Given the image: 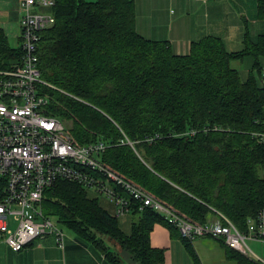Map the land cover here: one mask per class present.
<instances>
[{
  "label": "trees",
  "instance_id": "1",
  "mask_svg": "<svg viewBox=\"0 0 264 264\" xmlns=\"http://www.w3.org/2000/svg\"><path fill=\"white\" fill-rule=\"evenodd\" d=\"M255 3L264 19V0ZM44 11L55 21L38 41L40 78L49 84L40 91L46 115L64 123L72 144L105 142L101 162L163 203L196 223L218 211L243 230L264 206V33L251 38L245 31L234 51L205 36L179 55L138 34L134 0H55ZM18 41L11 46L0 26V70L19 61ZM246 57L252 67L241 79L231 62ZM41 208L108 264H159L165 251L150 244L153 226L177 232L131 202L126 233L96 197L64 179L45 189ZM222 247L236 264H260Z\"/></svg>",
  "mask_w": 264,
  "mask_h": 264
},
{
  "label": "built area",
  "instance_id": "2",
  "mask_svg": "<svg viewBox=\"0 0 264 264\" xmlns=\"http://www.w3.org/2000/svg\"><path fill=\"white\" fill-rule=\"evenodd\" d=\"M54 4L55 0H21L20 59L9 69L0 70L1 241L18 252L36 239L52 235L63 249L65 235L52 218L43 215L41 203L45 189L64 179L79 183L87 194L103 195L113 204L112 215L116 218L128 214L132 202L140 209L148 207L158 213L190 243L198 237H212L264 264V259L248 246L254 241L264 247V206L246 220L243 230L218 211L205 223H196L101 162L99 155L107 147L105 142L76 146L64 123L46 115L48 98L40 89L49 84L40 78L37 49L41 31L55 21L44 9ZM258 135L264 142V132ZM10 221H14L13 227Z\"/></svg>",
  "mask_w": 264,
  "mask_h": 264
},
{
  "label": "crops",
  "instance_id": "3",
  "mask_svg": "<svg viewBox=\"0 0 264 264\" xmlns=\"http://www.w3.org/2000/svg\"><path fill=\"white\" fill-rule=\"evenodd\" d=\"M134 2L135 28L138 34L146 39L167 42L173 52L179 55L187 54L190 43L205 36L219 38L227 50L234 51L241 48L245 31L251 38L264 33V19L257 17L255 0H134ZM21 16V0H0V26L7 37H13L17 41ZM241 63L244 64L245 71L248 70L247 76L251 71L252 59L246 57L234 60L231 66L240 71ZM261 65L264 68V60H261ZM113 209V204L107 199V211L112 214ZM128 214L120 220V227L126 233L130 231L132 221L131 215ZM52 238L54 236L50 235L44 239V247L57 250V247H54L55 239ZM216 241L218 244H210L208 240L199 237L192 241L200 263L236 264L226 257L222 243ZM150 244L165 251L163 262L159 264H195L185 249L178 231H170L166 226L157 223L150 232ZM25 248L22 249L23 252L21 250L14 252L4 244L1 248L0 264H32L27 258L29 251ZM64 248L66 261L72 256V264H80L79 252L82 249L96 264L93 260L95 256L93 251L81 241L68 240Z\"/></svg>",
  "mask_w": 264,
  "mask_h": 264
},
{
  "label": "rangeland",
  "instance_id": "4",
  "mask_svg": "<svg viewBox=\"0 0 264 264\" xmlns=\"http://www.w3.org/2000/svg\"><path fill=\"white\" fill-rule=\"evenodd\" d=\"M7 39H8V43L11 46H18L19 45V42L17 41V39H15L13 37H7ZM233 65H235V63ZM243 66H244V64L241 63L240 71H239L241 79H244L246 77L247 72H248V70L245 71V68ZM243 72H244V75H243ZM88 195L90 197H96L98 199L99 203L101 204V206H103L104 209L107 210V201L103 198V195H100V194L99 195H93L92 193H88ZM122 219L123 218H119V220H118L119 224H120V220H122ZM52 220L56 223L58 228H60L63 231V233L65 235L64 247L67 246L68 240H70V241L71 240L72 241L73 240L81 241L91 251H93V253L95 255L93 260L95 261L96 264H108V262L104 259V255L101 254L99 250L94 248L87 241L79 238L77 235L74 234V232L67 229L62 224L56 222L55 218H52ZM14 224H15L14 221H10L9 225H10V227H13ZM46 238H48V236L38 238L30 246H27L25 248L26 251H29L27 258L30 260V262L32 264H37V262L40 264H46L47 262H48V264H65V262H67L66 264H72V256H69V261H68V259L66 261L67 255L65 254V252H66L65 248L62 250L61 248L58 247L57 244L54 245V247H57V250L52 248V247H47V248L44 247V245H45L44 239H46ZM199 238H202L203 240H208L210 242V244H218V242L212 237H199ZM52 239H54V238H52ZM3 245H4V243L0 239V257H1V248L3 247ZM248 246L256 256L264 259V247L261 244H259L258 242L249 241ZM21 252H23V251L21 250ZM79 253H80V256H79L80 264H94L90 260L89 256L82 251V249L80 250ZM101 257H102V259H101ZM74 258H75V256H74ZM210 260H212V259H210Z\"/></svg>",
  "mask_w": 264,
  "mask_h": 264
},
{
  "label": "bare ground",
  "instance_id": "5",
  "mask_svg": "<svg viewBox=\"0 0 264 264\" xmlns=\"http://www.w3.org/2000/svg\"><path fill=\"white\" fill-rule=\"evenodd\" d=\"M56 118V117H55ZM233 223V222H232Z\"/></svg>",
  "mask_w": 264,
  "mask_h": 264
}]
</instances>
